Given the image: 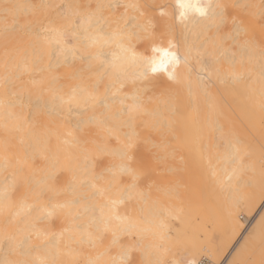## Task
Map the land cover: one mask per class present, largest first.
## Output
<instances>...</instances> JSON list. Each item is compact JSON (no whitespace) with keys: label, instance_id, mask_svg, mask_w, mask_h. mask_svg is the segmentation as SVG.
<instances>
[{"label":"bare ground","instance_id":"bare-ground-1","mask_svg":"<svg viewBox=\"0 0 264 264\" xmlns=\"http://www.w3.org/2000/svg\"><path fill=\"white\" fill-rule=\"evenodd\" d=\"M201 259L264 264V0H0V264Z\"/></svg>","mask_w":264,"mask_h":264},{"label":"rangeland","instance_id":"rangeland-1","mask_svg":"<svg viewBox=\"0 0 264 264\" xmlns=\"http://www.w3.org/2000/svg\"><path fill=\"white\" fill-rule=\"evenodd\" d=\"M260 209H261V208H260ZM260 209L257 210V212L255 213V215H251V216H248L246 213L241 212V213H242L241 215H243L244 219L240 218V220L244 222V225H243L244 228L248 225V223H249V224L251 223V221L254 219V217L256 216V214L258 213V211H260ZM210 218H211V217H210ZM208 223H209V224H208ZM208 223H207L206 225H208V226L210 227V229H212V231H216V230H217L218 225H217L216 223H213V219H212V218L208 221ZM173 225L177 226L178 224H177L176 221H173ZM247 228H248V227H247ZM244 230H245V229H244ZM244 230H242V232H243ZM243 233H244V232H243ZM241 237H242V235L239 236V237L236 239V241H238V239H240ZM201 261H202V264H206V260L201 259ZM232 264H237V263L232 262Z\"/></svg>","mask_w":264,"mask_h":264},{"label":"built area","instance_id":"built-area-1","mask_svg":"<svg viewBox=\"0 0 264 264\" xmlns=\"http://www.w3.org/2000/svg\"><path fill=\"white\" fill-rule=\"evenodd\" d=\"M241 218H242V219L244 218L243 215H241ZM199 264H202V261H201Z\"/></svg>","mask_w":264,"mask_h":264}]
</instances>
